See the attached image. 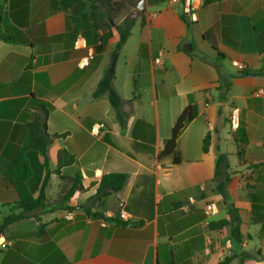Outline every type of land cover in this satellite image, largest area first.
I'll list each match as a JSON object with an SVG mask.
<instances>
[{
    "label": "crops",
    "instance_id": "1",
    "mask_svg": "<svg viewBox=\"0 0 264 264\" xmlns=\"http://www.w3.org/2000/svg\"><path fill=\"white\" fill-rule=\"evenodd\" d=\"M167 1L146 0L118 50L112 84L122 99L121 125L107 94L93 95L115 39L95 49L90 3L0 0V158L13 160L39 104L53 135L46 166L41 153L28 152L33 197L46 177L40 221L26 217L0 232L7 243L0 264H216L229 255L231 264H264V0H195L192 22ZM79 33L85 43L76 46ZM90 48L95 56L82 66ZM188 106L194 115L177 138L180 163L157 158ZM97 122L106 127L101 136L90 132ZM60 149L73 156L70 163L58 166ZM220 152L228 161L226 199L214 177ZM109 172L127 173L125 184L94 199ZM210 202L216 211L208 214ZM229 205L239 220L236 237L231 226H209L230 217ZM19 211L0 174V223Z\"/></svg>",
    "mask_w": 264,
    "mask_h": 264
},
{
    "label": "trees",
    "instance_id": "2",
    "mask_svg": "<svg viewBox=\"0 0 264 264\" xmlns=\"http://www.w3.org/2000/svg\"><path fill=\"white\" fill-rule=\"evenodd\" d=\"M66 1H82V0H61V3ZM90 3L91 18L93 21V26L98 30L96 39V50H102L111 39H115L114 49L119 50L122 44L125 42L129 34L131 33V28L135 22L136 16L142 11L138 12L136 9V4L138 0H85ZM149 1V0H148ZM164 0H158V2H163ZM131 8L122 20L115 24L114 18L119 15L122 10L126 7ZM180 17L185 21L183 15L180 13ZM143 19V18H142ZM143 20H141V24ZM0 38L5 39L6 34L0 32ZM179 49L191 54L192 49L188 45L179 44ZM240 74H248L247 71L240 70ZM221 78L222 74L219 72ZM114 77V68H108L105 71L104 76L97 84L93 91L95 97L100 96L104 93L107 94L109 102L113 107L115 118L119 124L123 125L124 120L121 113L122 99L114 89L112 80ZM228 82L224 84V89L226 90ZM48 115V109L39 104L32 111L31 120L27 124V133L21 147L17 150L13 160L7 161L0 158V174H2L5 180L12 186L16 193L17 205L20 207L19 212H12L5 217H3L0 223V232L4 228L12 223L13 221L23 219L26 217L33 216L38 221H40V216L37 210L45 205V193L44 187L46 184V177L42 183L39 194L33 197L31 192L26 186V180L31 174V166L28 159L29 151H37L45 157L44 165H47L46 149L50 143L53 135L49 134L47 131L46 119ZM194 113L190 106L182 110L176 117L173 127L171 129L170 137L165 141L163 148L157 154V158L161 159L163 157H171L173 164L180 163V155L177 149V138L184 127L185 123L193 117ZM210 144L209 134L207 133L203 138L202 150L204 152L208 151V146ZM73 160V156L69 154L65 149H60L58 152V166H62L70 163ZM227 156L225 153L217 154V161L215 167V180L216 189L221 194V196L226 199V183L228 181L227 174ZM222 176L223 178L219 180L218 178ZM127 173L125 172H109L102 175L99 185L97 187L96 193L94 194V199H99L105 197L113 192L119 191L127 180ZM81 188L79 182L65 195V199L71 196L74 189ZM235 208L231 205L228 206V212L230 217L227 219H221L218 221H211L209 226L211 228H221L223 226H231V232L233 236H238L239 220L237 216L234 215ZM92 216H97V214H92ZM235 221V224H234ZM43 224L41 223L39 232L43 231ZM234 255L226 256L222 261L216 264H231V260ZM237 264H243L239 261Z\"/></svg>",
    "mask_w": 264,
    "mask_h": 264
},
{
    "label": "built area",
    "instance_id": "3",
    "mask_svg": "<svg viewBox=\"0 0 264 264\" xmlns=\"http://www.w3.org/2000/svg\"><path fill=\"white\" fill-rule=\"evenodd\" d=\"M169 4H175L178 3L180 8L179 12L183 15L184 19H186L189 22H192L196 19V4L195 0H168ZM76 46H79L81 43H85V38L82 34H77L74 41ZM95 56L94 49L90 48L86 55H84L81 59V65L87 66L91 62V60ZM155 61L160 63V60L157 58ZM240 70L244 69L243 65H239ZM229 125L231 129H236L238 125V113L236 110H232V112L229 115ZM106 131L105 124L103 122H97L93 124L90 128V132L95 136H101ZM216 206L213 203H207L205 205V212L208 214L215 213ZM120 219H127V214L125 211H121L119 214ZM7 246V243L3 240L0 241V248H5Z\"/></svg>",
    "mask_w": 264,
    "mask_h": 264
},
{
    "label": "water",
    "instance_id": "4",
    "mask_svg": "<svg viewBox=\"0 0 264 264\" xmlns=\"http://www.w3.org/2000/svg\"><path fill=\"white\" fill-rule=\"evenodd\" d=\"M145 6H146V0H138V2L136 4V9L139 12V11L144 10ZM117 54H118V50H114L113 54H112L111 62H110V65H109L110 69L114 68V64H115V61H116V58H117Z\"/></svg>",
    "mask_w": 264,
    "mask_h": 264
},
{
    "label": "rangeland",
    "instance_id": "5",
    "mask_svg": "<svg viewBox=\"0 0 264 264\" xmlns=\"http://www.w3.org/2000/svg\"><path fill=\"white\" fill-rule=\"evenodd\" d=\"M130 11H131V8H130V6H129V7L124 8L120 14H122V13L125 14V13H128V12H130ZM120 14H119V15H120ZM119 15L115 17V20H116V21H117V19L119 18Z\"/></svg>",
    "mask_w": 264,
    "mask_h": 264
}]
</instances>
